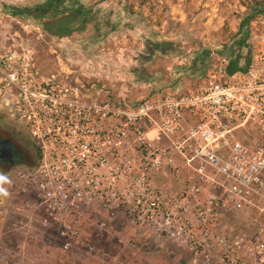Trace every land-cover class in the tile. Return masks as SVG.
<instances>
[{
    "label": "built area",
    "instance_id": "2783aa9c",
    "mask_svg": "<svg viewBox=\"0 0 264 264\" xmlns=\"http://www.w3.org/2000/svg\"><path fill=\"white\" fill-rule=\"evenodd\" d=\"M250 44L244 70L230 72L233 59L222 57L196 90L136 101L0 45V104L15 109L39 151L35 166L13 169L29 199L21 228L64 240L56 248L66 251L87 233L84 222L103 236L124 212L207 260L216 245L231 264H264V33ZM165 175L182 179L180 193L164 189ZM254 211L248 231L213 233Z\"/></svg>",
    "mask_w": 264,
    "mask_h": 264
},
{
    "label": "rangeland",
    "instance_id": "374dc122",
    "mask_svg": "<svg viewBox=\"0 0 264 264\" xmlns=\"http://www.w3.org/2000/svg\"><path fill=\"white\" fill-rule=\"evenodd\" d=\"M44 1L0 0V45L29 52L44 71L105 88L109 97L127 101L155 91L196 90L220 58L239 57L243 65L250 42L264 33V0H81L92 9V19L83 31L58 37L45 29L49 16L34 15ZM12 6L23 14L15 15ZM247 17L252 19L241 29ZM13 169L0 168L8 180L0 185L8 192L0 196V264H231V255L216 245L207 260L139 226L124 212L112 232L93 236L84 222L87 233L66 251L58 250L64 240L33 237L21 228L29 199L17 192ZM159 181L170 194L182 191V179L175 175ZM254 212L250 219L219 221L212 231L232 239L255 224ZM91 218L99 221L100 215Z\"/></svg>",
    "mask_w": 264,
    "mask_h": 264
},
{
    "label": "trees",
    "instance_id": "16d2710c",
    "mask_svg": "<svg viewBox=\"0 0 264 264\" xmlns=\"http://www.w3.org/2000/svg\"><path fill=\"white\" fill-rule=\"evenodd\" d=\"M36 16L50 17V22L46 26V31L58 37L70 36L74 32L83 31L86 25L92 19V9L85 6L81 0H45L37 7ZM15 15L23 14L22 9L12 6ZM32 14V13H31ZM252 17H247L240 25L243 29L244 26L250 23ZM246 36L240 39V44L245 43ZM250 59L247 58L245 64L248 65ZM240 59L236 57L231 63L229 68L230 72L235 70H244L245 66H240ZM20 162V161H19Z\"/></svg>",
    "mask_w": 264,
    "mask_h": 264
},
{
    "label": "flooded vegetation",
    "instance_id": "af4514ba",
    "mask_svg": "<svg viewBox=\"0 0 264 264\" xmlns=\"http://www.w3.org/2000/svg\"><path fill=\"white\" fill-rule=\"evenodd\" d=\"M0 122L3 123L0 127V143L9 141L13 150V161L3 162L0 159V168L25 166L32 163L38 156V148L12 106L0 104Z\"/></svg>",
    "mask_w": 264,
    "mask_h": 264
},
{
    "label": "water",
    "instance_id": "95a60500",
    "mask_svg": "<svg viewBox=\"0 0 264 264\" xmlns=\"http://www.w3.org/2000/svg\"><path fill=\"white\" fill-rule=\"evenodd\" d=\"M0 159L3 162H12L13 161V150L12 147L9 144V141L5 140L0 143ZM37 161H33L32 163L26 164L27 167H33L36 165ZM16 166V165H15ZM12 166V167H15ZM4 169V168H3Z\"/></svg>",
    "mask_w": 264,
    "mask_h": 264
},
{
    "label": "clouds",
    "instance_id": "9594fccd",
    "mask_svg": "<svg viewBox=\"0 0 264 264\" xmlns=\"http://www.w3.org/2000/svg\"><path fill=\"white\" fill-rule=\"evenodd\" d=\"M6 182H8L7 177L3 174H0V185ZM7 195H8L7 190L4 187L0 186V196H7Z\"/></svg>",
    "mask_w": 264,
    "mask_h": 264
}]
</instances>
